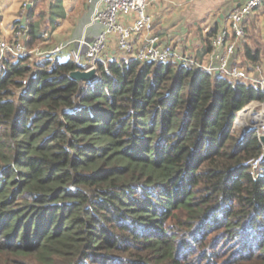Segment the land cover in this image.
I'll return each mask as SVG.
<instances>
[{
    "label": "trees",
    "instance_id": "16d2710c",
    "mask_svg": "<svg viewBox=\"0 0 264 264\" xmlns=\"http://www.w3.org/2000/svg\"><path fill=\"white\" fill-rule=\"evenodd\" d=\"M78 66L0 60V264H264L263 144L231 128L259 85L124 56L80 85Z\"/></svg>",
    "mask_w": 264,
    "mask_h": 264
},
{
    "label": "crops",
    "instance_id": "0c3cea01",
    "mask_svg": "<svg viewBox=\"0 0 264 264\" xmlns=\"http://www.w3.org/2000/svg\"><path fill=\"white\" fill-rule=\"evenodd\" d=\"M243 0H148L146 10L152 20L150 29L133 35L137 46L155 37L157 43H170L175 53H182L199 61H207L211 48L210 37L217 30L228 27V13ZM23 3V7L20 5ZM92 3L88 0H0V33L10 38L14 28L25 25L28 28L24 43L30 37L29 24L34 26L38 38L31 47L45 49L46 55L56 59H70V50L81 38L91 39L101 28L91 22ZM26 8V9H24ZM125 24H131L134 13L121 16ZM245 34L239 39L230 64L245 67L255 76L253 70L258 64L264 70V0L244 20ZM211 34V35H210ZM69 41L60 51L50 53L57 43ZM246 47L258 52V59L251 63L245 55ZM82 62L85 45H82ZM108 59L124 56L114 36H111L105 53ZM126 57V56H124ZM172 62H176L173 58ZM216 63V61H213ZM253 70V71H252Z\"/></svg>",
    "mask_w": 264,
    "mask_h": 264
},
{
    "label": "built area",
    "instance_id": "2783aa9c",
    "mask_svg": "<svg viewBox=\"0 0 264 264\" xmlns=\"http://www.w3.org/2000/svg\"><path fill=\"white\" fill-rule=\"evenodd\" d=\"M92 3L91 22L99 23L101 28L89 40L79 39L78 45L70 50V59L74 63L82 62V45H85L84 57L89 67L95 66L97 61H101L105 66L109 60L106 56L108 43L111 36L115 37L116 44L122 54L126 57H133L141 62L156 61L165 62L173 58L177 63L187 64L211 71L219 76L230 79L249 80L258 84L264 92V70L261 71L260 65L253 66V70L259 74L250 73L245 67L238 64H230V57L234 53L239 39L245 34V17L256 9L263 0H243L242 3L234 6L228 13V27L221 28L214 32L210 37L211 48L208 53L207 61H199L193 57L186 56L182 53H175L170 43L159 44L155 37H149L143 45L137 46L133 40V35L150 29L152 20L147 13L146 6L148 0H88ZM134 13V20L131 24H125L121 20L122 15ZM28 28L25 25L13 29L10 38L0 33V60L7 54L15 57L31 55L40 56L45 54V49L34 47L29 49L24 39L27 36ZM69 41L57 43L50 49V53H55L63 49ZM213 61H216L214 63ZM252 70V71H253ZM28 82V78L23 79V84ZM247 109V116H252L251 125L245 127H254L258 138L264 134V99L253 100L237 112L232 127H237L239 114ZM242 127V126H241ZM244 127V128H245ZM240 132V131H239ZM264 157L263 150L256 156L250 158L247 163L257 169Z\"/></svg>",
    "mask_w": 264,
    "mask_h": 264
},
{
    "label": "water",
    "instance_id": "95a60500",
    "mask_svg": "<svg viewBox=\"0 0 264 264\" xmlns=\"http://www.w3.org/2000/svg\"><path fill=\"white\" fill-rule=\"evenodd\" d=\"M75 64L78 66L81 63H75ZM70 75L72 77L76 78L79 81L80 85H82L83 82H90L97 76L96 67L95 66H91L89 68L82 69V68H80L78 66L76 69H74V70H72L70 72ZM231 128L233 130L232 126H231ZM253 131H254V127L246 128V129H244L243 131L240 132L239 137L243 138V137H245L246 135L250 134ZM259 140L264 146V134L260 135Z\"/></svg>",
    "mask_w": 264,
    "mask_h": 264
},
{
    "label": "rangeland",
    "instance_id": "374dc122",
    "mask_svg": "<svg viewBox=\"0 0 264 264\" xmlns=\"http://www.w3.org/2000/svg\"><path fill=\"white\" fill-rule=\"evenodd\" d=\"M20 7H23V3L20 5ZM24 9H26V8H24ZM245 121H244V125H246V124H249V125H251V123L253 122V118H252V116L250 117V116H248L247 117V119H246V117H245V119H244ZM242 126V127H241ZM245 126H243V124L242 125H237V127H234V128H236V129H234V131H235V133L237 134V135H240V132L241 131H243L244 129H246V128H248V127H245ZM240 131V132H239Z\"/></svg>",
    "mask_w": 264,
    "mask_h": 264
},
{
    "label": "bare ground",
    "instance_id": "6f19581e",
    "mask_svg": "<svg viewBox=\"0 0 264 264\" xmlns=\"http://www.w3.org/2000/svg\"><path fill=\"white\" fill-rule=\"evenodd\" d=\"M247 109H244L243 111H241L240 112V114H239V117H238V120H237V125H242L243 123H244V119H245V117L247 116Z\"/></svg>",
    "mask_w": 264,
    "mask_h": 264
}]
</instances>
